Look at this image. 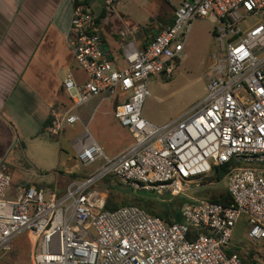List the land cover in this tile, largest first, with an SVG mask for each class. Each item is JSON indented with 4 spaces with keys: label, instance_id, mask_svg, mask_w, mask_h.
<instances>
[{
    "label": "built area",
    "instance_id": "2783aa9c",
    "mask_svg": "<svg viewBox=\"0 0 264 264\" xmlns=\"http://www.w3.org/2000/svg\"><path fill=\"white\" fill-rule=\"evenodd\" d=\"M115 1L104 4L119 21L123 65L109 59L97 14L78 4L71 11L68 46L86 78L78 84L67 73L63 88L74 105L120 93L124 99L113 117L132 142L108 157L95 141H79L77 160L90 165L101 159L103 165L60 195L21 187L15 198H5L11 179L0 165V259L17 235L27 233L31 264H243L236 253L225 252L241 218L247 240L264 244V0H178L171 24L142 47L134 37L142 27L119 17ZM249 18L257 22L247 26ZM195 19L213 25L206 96L178 119L154 125L141 117L147 81L170 77V63L181 57ZM78 120L68 115L64 121ZM59 129L55 123L48 132ZM225 164L232 204L196 200L180 208L181 222L165 223L137 206L106 211L86 197L109 175L136 191L184 195Z\"/></svg>",
    "mask_w": 264,
    "mask_h": 264
},
{
    "label": "rangeland",
    "instance_id": "374dc122",
    "mask_svg": "<svg viewBox=\"0 0 264 264\" xmlns=\"http://www.w3.org/2000/svg\"><path fill=\"white\" fill-rule=\"evenodd\" d=\"M177 3L178 0H118L116 11L126 16L133 24L142 26V29L151 27L153 32H156L163 27L165 9L166 13L171 12ZM163 8L165 9L162 10ZM246 22L247 26H252L257 20L249 18ZM212 30L213 25L208 19H195L192 22L181 57L170 63L173 67L170 77L158 74L148 79V95L141 107L143 119L157 126L165 125L178 119L205 98L207 70L213 51ZM72 114L81 118L87 133L102 147L103 153L108 157H113L124 142H132L127 129L122 128L113 117L111 98L101 102L99 98L92 101L91 98L87 99L75 108ZM73 127L74 131L68 129L57 139L47 129L48 133H39L37 138L22 139L23 143L15 142L11 151L1 159L4 160L6 172L11 178L10 189L5 198H15L17 188L28 187L24 182L30 181L49 185L51 191L60 195L70 183L81 182L100 170L103 165L101 159L90 165H83L73 159L70 142L80 135L79 130L84 132L80 122ZM76 143L79 144V141ZM59 161L63 162L62 165H58ZM262 169L264 170V165ZM64 170H72L75 178L64 174ZM212 177L214 172L202 179L199 185H193L184 195L174 197L165 191L161 194L154 191H135L132 196L135 198V204L136 199L146 200L157 212H162L163 207H179L182 221L180 208L183 205L196 200H208L226 191L228 175L224 173L220 181L211 180ZM118 181L116 178V182ZM87 192V200L93 204H99L101 201L104 205L109 195L107 189L101 188L99 183L88 188ZM247 230L248 225L241 218L233 229L228 246L250 253V260L256 264H264V244L262 241L247 240ZM26 240L23 234L17 235L12 240L11 249L0 259V264H31V241Z\"/></svg>",
    "mask_w": 264,
    "mask_h": 264
},
{
    "label": "crops",
    "instance_id": "0c3cea01",
    "mask_svg": "<svg viewBox=\"0 0 264 264\" xmlns=\"http://www.w3.org/2000/svg\"><path fill=\"white\" fill-rule=\"evenodd\" d=\"M83 1L86 3L82 4L88 5L97 14V19L103 14L97 26L104 49L111 62L118 67L122 66L117 35L120 26L118 18L107 11L104 0H80ZM117 3L118 0L114 4L115 10ZM72 7V0H0V165L6 167L1 159L11 151L16 141L23 143L22 139L37 138L43 122L50 116L52 123L49 127L60 123L58 133L52 135L56 139L68 129L74 131L73 125L78 122L80 127L84 128V132L79 130L80 135L70 142L74 160H77V152L80 150L77 140L81 144L94 141L87 133L81 118L72 114V111L83 103L74 105L63 88L67 73H71L78 84H82L86 78L77 68L73 52L68 46ZM165 13L163 27L171 24L173 19V11ZM117 14L129 25H136L122 13ZM143 28L145 29H141L134 36L139 47L162 29L153 32L151 27ZM98 98L99 102L109 99L106 93H102L91 97V101ZM123 99L120 93L111 97L113 109ZM89 111L90 109L87 112ZM68 115H74L79 120L67 125L64 120ZM47 129L48 127L43 133H48ZM130 144L131 142H124L115 155ZM62 163L59 161L58 165ZM63 173L75 174L72 170H64ZM24 183L28 187L44 191L52 189L49 185L38 182ZM23 235L30 241L27 233Z\"/></svg>",
    "mask_w": 264,
    "mask_h": 264
},
{
    "label": "trees",
    "instance_id": "16d2710c",
    "mask_svg": "<svg viewBox=\"0 0 264 264\" xmlns=\"http://www.w3.org/2000/svg\"><path fill=\"white\" fill-rule=\"evenodd\" d=\"M80 3H86V1L80 2V0H72L73 6H76ZM102 17H103V14H101L98 17L97 22ZM177 60L178 59H176L175 61H177ZM51 123H52V117L50 116L43 122L40 134H42L44 132L43 130L46 127H49L51 125ZM229 166H230V164H225L221 167L215 168L214 169V177H212L211 180L214 179L215 181H220V179L222 178V175L224 173H226ZM68 176L72 179L75 178L74 174H70ZM100 181L102 183H100ZM100 181L97 182V183H99V186L101 188L107 189L108 194H109L107 200L105 201V203L103 205V210L114 211V210H116L120 207H124V206H137V207L143 209L148 215L159 217L165 223L169 224L173 221L174 222L175 221L176 222L181 221L179 209H178L179 207H177V208H175V207H170V208L163 207L162 212H157V210L154 209L153 207H151L150 204L146 200L136 199V202H137L136 203L137 205H136L135 201H134L135 198L132 196V193H134L136 190L131 189L130 187L124 185L120 181L116 182V178L114 176H111V175L106 176L103 179H101ZM117 195H118V197H117ZM208 200L220 203L222 205L232 204V201L230 199V196L227 193V190L224 191L223 194L212 197ZM225 252L227 254L236 253L239 256V258L243 264H256L255 261L250 260V258H251L250 253L247 254L245 252L238 250L237 248H229V246H227L225 248Z\"/></svg>",
    "mask_w": 264,
    "mask_h": 264
},
{
    "label": "bare ground",
    "instance_id": "6f19581e",
    "mask_svg": "<svg viewBox=\"0 0 264 264\" xmlns=\"http://www.w3.org/2000/svg\"><path fill=\"white\" fill-rule=\"evenodd\" d=\"M86 137L88 138V140H90V138H89V136H88V135H86ZM88 194H89V193H88ZM100 202H101V201H100ZM100 202H99V203H100ZM92 204H93V203H92Z\"/></svg>",
    "mask_w": 264,
    "mask_h": 264
}]
</instances>
